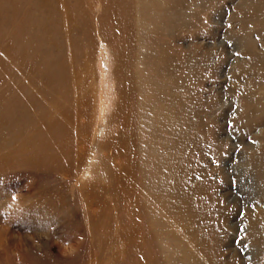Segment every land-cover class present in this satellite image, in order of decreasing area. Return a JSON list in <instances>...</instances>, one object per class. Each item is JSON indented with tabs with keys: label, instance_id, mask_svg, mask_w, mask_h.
<instances>
[{
	"label": "rangeland",
	"instance_id": "rangeland-1",
	"mask_svg": "<svg viewBox=\"0 0 264 264\" xmlns=\"http://www.w3.org/2000/svg\"><path fill=\"white\" fill-rule=\"evenodd\" d=\"M263 217L264 0H0V264H264Z\"/></svg>",
	"mask_w": 264,
	"mask_h": 264
},
{
	"label": "bare ground",
	"instance_id": "bare-ground-1",
	"mask_svg": "<svg viewBox=\"0 0 264 264\" xmlns=\"http://www.w3.org/2000/svg\"><path fill=\"white\" fill-rule=\"evenodd\" d=\"M157 110V109H156ZM159 113V112H158ZM258 166V165H257ZM236 206H237V204H236ZM262 218V217H261ZM264 218V217H263ZM264 219H262V221H263ZM183 223V222H182ZM188 225V224H187ZM190 225V224H189ZM187 227V226H186ZM164 228V227H163ZM188 228V227H187ZM167 230V229H166ZM192 236V235H191ZM178 237H179V234H178ZM191 240V239H190Z\"/></svg>",
	"mask_w": 264,
	"mask_h": 264
}]
</instances>
